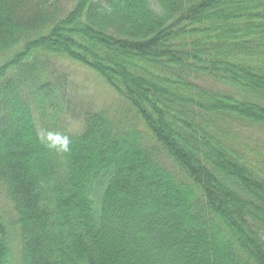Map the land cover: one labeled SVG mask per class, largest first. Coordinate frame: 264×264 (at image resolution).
<instances>
[{"label": "trees", "instance_id": "obj_1", "mask_svg": "<svg viewBox=\"0 0 264 264\" xmlns=\"http://www.w3.org/2000/svg\"><path fill=\"white\" fill-rule=\"evenodd\" d=\"M59 59L99 75L124 120L78 110ZM249 129L264 0H0V264H264Z\"/></svg>", "mask_w": 264, "mask_h": 264}, {"label": "rangeland", "instance_id": "obj_2", "mask_svg": "<svg viewBox=\"0 0 264 264\" xmlns=\"http://www.w3.org/2000/svg\"><path fill=\"white\" fill-rule=\"evenodd\" d=\"M57 63L58 75L61 74L62 79L65 80L67 95L72 98L77 109L80 107H89L94 110L106 109L124 120V113L120 111V108L122 109L121 100L99 75L86 66L67 59H59ZM130 117H132L131 114H129ZM68 118L73 127L80 126V121L73 120L70 115ZM247 137H251L253 141L262 145L261 150L264 154V130H246L243 139L246 141ZM253 141L250 143L252 144ZM11 209L12 206L5 196L4 189L0 186V212L12 213Z\"/></svg>", "mask_w": 264, "mask_h": 264}]
</instances>
